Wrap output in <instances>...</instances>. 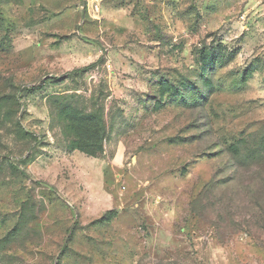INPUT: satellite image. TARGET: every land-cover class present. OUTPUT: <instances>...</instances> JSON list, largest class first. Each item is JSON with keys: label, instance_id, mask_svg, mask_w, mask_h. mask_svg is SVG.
I'll use <instances>...</instances> for the list:
<instances>
[{"label": "rangeland", "instance_id": "rangeland-1", "mask_svg": "<svg viewBox=\"0 0 264 264\" xmlns=\"http://www.w3.org/2000/svg\"><path fill=\"white\" fill-rule=\"evenodd\" d=\"M253 139L264 0H0V264H264Z\"/></svg>", "mask_w": 264, "mask_h": 264}, {"label": "trees", "instance_id": "trees-1", "mask_svg": "<svg viewBox=\"0 0 264 264\" xmlns=\"http://www.w3.org/2000/svg\"><path fill=\"white\" fill-rule=\"evenodd\" d=\"M229 149L237 168L247 166V169H256L257 183L260 180L262 182L261 185H255L250 189L255 202L251 203L250 219L245 222V225L264 233V146L254 139L245 142L239 140ZM262 245L264 247V242Z\"/></svg>", "mask_w": 264, "mask_h": 264}, {"label": "built area", "instance_id": "built-area-1", "mask_svg": "<svg viewBox=\"0 0 264 264\" xmlns=\"http://www.w3.org/2000/svg\"><path fill=\"white\" fill-rule=\"evenodd\" d=\"M105 1H111V0H82L83 4L89 5V6H95L97 9L99 8V5L102 4Z\"/></svg>", "mask_w": 264, "mask_h": 264}]
</instances>
